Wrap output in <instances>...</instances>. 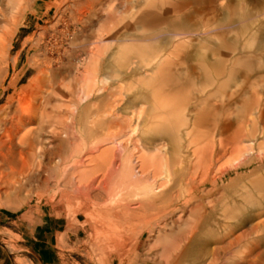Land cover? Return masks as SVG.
<instances>
[{"label": "rangeland", "instance_id": "374dc122", "mask_svg": "<svg viewBox=\"0 0 264 264\" xmlns=\"http://www.w3.org/2000/svg\"><path fill=\"white\" fill-rule=\"evenodd\" d=\"M99 1L37 0L35 1V4L30 6L31 9L29 8L26 10V14L23 18L24 25L19 28V33L13 38L14 46L9 54V69L3 84V89L8 86L12 78H15V76L25 70V68L30 67V64L33 63L32 61L34 60V57L35 59H41V56L44 55L49 62L51 61V67L55 72L59 73L58 80L60 82L55 84L50 97V105L47 107V112H49L50 115L48 117L47 133L45 135V146L52 148L53 145L56 146L57 144V146L74 145L76 146L74 151L76 156L74 161H70L68 160V151L65 152L63 158H66L68 163L65 161L60 166L61 169H56L55 162L52 160L50 164L53 167L51 165L48 166L52 173H45L42 176V179L45 180L44 183L39 185L32 184V186L21 196L15 198H13V196L7 198L0 197V257H6V262L10 264H33L30 254V237L32 228L40 223L41 219H49L58 223V229L63 231L59 236L58 245L55 249L56 256L54 264H194L193 259L191 258L192 256H189V254L192 253L189 250L194 248L193 242L196 243L205 239L212 241L216 239L217 235L222 233L221 227L224 224V221L222 218L223 209H221V207L224 206L226 210L230 208H243L242 210L249 211V206L242 203L243 200L239 197L242 190H238V187L228 189L229 192H227V189H221L224 186V183L216 184L214 188L207 183L200 188V192L193 193L188 198L187 203L182 204L184 200H182L183 197L180 198L177 203V209L172 208L166 219H161V222H159L160 220L155 222L153 219L155 214L150 215L146 219L142 216L141 211L127 210L124 207L127 204H130L129 206L132 208L133 203L137 200L140 201L143 199V194L149 190L146 188L149 187V184L152 181L151 179L146 181L143 178H137L134 183L128 184L120 174H118L119 176L115 175L118 176L119 179L115 176L108 177L105 171L108 170V164L113 159L110 155L105 156V159L101 160L104 163L103 165L105 168H103V170L105 171L100 172L96 169L99 164L98 161H96L99 152L107 149L115 154L114 157L117 165L129 155L131 160L130 164L132 165L131 172L134 173V170L139 166L138 164H140L139 158L142 155L140 146H145L138 142L141 135L139 129H152V123L155 121L154 114H152V116H150V114L147 118L141 115L139 119L142 118L144 123L142 124V128H140L137 124L135 125L134 121L136 119L134 116L135 113H133L134 111L131 112L132 110H130L125 114L121 111L128 101L143 95L142 93H139L136 85L133 84V82H138V77L134 75L141 72L135 71V68L140 65V59H137L138 57L135 59L133 58L131 63L123 69V72H125L126 75L121 76L119 80H109L102 84L101 82H103V78L101 79V77L105 75L107 72L106 69L108 68L106 61H108L109 58H112V53L117 47L121 46L125 47V49L128 48L129 45L133 47L132 45H138V43H140L139 41L147 39L149 32L158 30L157 28L165 29L167 26L164 21L173 16L169 10L161 12L159 9H154L152 12L146 11L144 17L142 16L141 13L144 11L142 3H148L149 5L160 7L164 0ZM136 3H138V5ZM177 3L181 6L179 14L189 20L188 24L190 25L188 26L190 27L189 31H191V33H197L200 31L205 32L217 28L216 22H220L223 19L222 12H219L220 9L223 10L224 8H227L228 10H233L234 8L244 6L249 15L256 17L253 21L254 24L252 27L255 29L257 27L261 28L260 30L258 29V31H262L264 34V0H191L188 2H181V0H178ZM250 4L251 6H249ZM138 7L141 8L140 13ZM86 9L87 11H85ZM208 12L210 13L208 14ZM251 12H253V14ZM91 14L95 15L92 16ZM141 16L142 18H140ZM156 19H161L163 22L158 23L155 21ZM140 36H142V38ZM125 37L128 38L127 42L112 44V38L118 40ZM186 37L188 40L190 39L191 42L187 43L188 47H185V49H188L189 52H194V50L197 49V47H195L196 38L189 35ZM176 42L175 45L178 44V42ZM242 42H244V40H242ZM91 43L93 44L90 45ZM89 48L94 52L95 57L93 60H90ZM246 53H252L250 58H259L264 53V43L262 47H259L258 51L253 48H248L246 49ZM18 54V66L14 69L10 61ZM57 58H60V63H57L59 61ZM79 59L81 61H79ZM75 61L80 64L79 66H76L79 70L77 73V79L73 82L70 79V75L75 68V65L73 64ZM171 61L173 63V67L171 68L175 70L179 76L171 78L172 82L170 81V87H167L166 89L163 88L162 98L164 97L163 99L171 100L175 103L173 112L176 110V113H179L178 115L183 119V122L186 125L181 127V131H184L182 133H190L189 137L183 138L182 146L184 149L183 156L181 155L183 158L182 161L186 166V174H188V178H190L192 177V170L195 168L194 165L197 163L196 153L199 152V154L205 156L211 146H213L216 151L219 140L223 138L231 139L234 134L239 132V130H241L242 133L244 132L243 134H247L251 131L252 118L251 123L247 122L242 128L234 127L228 134L222 138L219 137L213 124H216L218 118L221 117L220 115H223V109L219 102L220 100L210 97L208 98L209 93L207 90H204V93L200 91V86L204 84V80L202 79L196 63L192 62L189 66L196 69L197 75H195V79H197L189 82L187 79L180 76L182 68L179 67V58H173ZM5 70L6 67L3 66V72H5ZM98 73L101 77H96V83L93 86L94 92L92 90L88 98L85 100L86 93L88 92L86 91V89L88 90L86 86L87 84L85 83L87 79L86 76H95ZM130 75H133L135 78L128 81ZM28 78L29 75H26L19 85L24 84ZM190 83H192V85H190ZM249 83H252V81ZM256 84H258V82ZM110 85H112V87L116 86L114 89H111L112 87ZM258 85L260 86H250V89L248 87L246 90L247 95L245 97L239 96V98L236 99V106H240L244 101L250 100L260 102L264 109V81H259ZM100 86H102V89H100ZM262 87L263 93L260 91ZM27 89H29V87ZM4 95L5 96L2 98V95L0 94V112L5 105L4 103L7 93L5 92ZM129 97L132 98L130 99ZM100 99H105L109 102H112L114 99L115 102L118 101V104H116V108L113 107L111 109L112 111L108 110L107 114H104L102 111L99 112V107L101 106L98 101H100ZM71 103L78 105L79 111V117L77 120L78 124L76 125L74 132L76 141L74 142H70L69 135L67 134V127L70 125L68 117ZM145 107L146 106L141 104L140 100L136 102L135 109L142 111ZM52 109H55L54 113H52ZM180 109H182V111ZM232 110H234V108L230 109V111ZM54 116L56 117V120H54ZM138 116H136V118ZM162 116L164 117L163 113ZM106 119L107 122L109 121V124L105 129V125L100 128L102 133L97 137L95 134L97 131H100L99 128H97L99 127L98 124ZM60 130L63 131L61 132ZM123 134L124 136H122ZM193 137L195 138V145L187 146L188 141L193 139ZM117 138L120 139L118 140ZM117 141L118 143L121 142L119 143L121 146ZM101 143L104 144L101 145ZM109 143L113 144L111 145ZM115 143L116 146H119L118 149L116 148ZM231 145L232 144L228 145L229 149L227 157L220 161L218 164L219 166H225L227 164H229L228 166L234 165L235 155L233 151L236 149H241L240 151H242V149H244V146H239L237 148L234 147L235 145ZM161 146L167 145L163 143ZM98 148L100 151H98ZM119 148L122 149L120 150ZM160 149V155L163 159H158L159 161L156 160L153 162L157 163L158 166L156 167V171H154L156 172L154 180H159V183H165L170 180V173L165 170L164 161L169 162L173 156L170 155L166 148ZM118 150H120L121 154ZM157 156H159V154ZM151 160H155V158H151ZM94 162L95 165L93 164ZM147 162H150V158ZM71 166L74 167L73 173L70 169ZM176 169L174 168V170ZM77 171H79V173H77ZM103 173H105L106 176ZM197 173L199 174L196 175L197 179L192 177V180L195 182H198L201 170H197ZM71 177H74L73 180ZM99 178L103 182L100 181ZM188 178L187 180H189ZM77 179L78 181L80 180V183L77 181L75 182ZM72 181L74 182L71 183ZM186 182L187 181L185 180L182 185L179 183L181 185L179 191H181L180 194L182 196H186ZM88 183L90 184L89 187L92 191L90 189L88 190ZM76 185H78L79 188ZM97 185H99V187ZM93 186L95 187L93 188ZM49 189L50 191H48ZM84 189H87V191ZM204 190H206V192H212L209 195H205L206 192ZM93 191H97V195ZM232 191L234 193H232ZM86 192L87 195H85ZM105 198H107L106 201H104ZM214 217L216 219H214ZM156 223L158 224L156 225ZM240 233L241 232L238 234ZM213 236L214 238L211 239L210 237ZM247 241L249 242L250 240ZM113 258L118 260V262H114ZM198 264H205V260L199 261Z\"/></svg>", "mask_w": 264, "mask_h": 264}, {"label": "bare ground", "instance_id": "6f19581e", "mask_svg": "<svg viewBox=\"0 0 264 264\" xmlns=\"http://www.w3.org/2000/svg\"><path fill=\"white\" fill-rule=\"evenodd\" d=\"M35 1L37 0H0V94L3 98L5 96V92L7 93L4 103L5 105L0 112V197L6 198L12 196L13 198L19 197L27 189H29L32 184L39 185L41 183H44L45 180L42 179V176L45 173H52V171L48 167L49 165H51L50 162L54 160L53 162H55L56 169L60 168V166L66 161V158H63L65 152L68 151V160L70 161H74L76 156L74 153L76 146L74 145L57 146V144L56 146L53 145L52 148L49 146H45V135L47 133L46 130L48 117L50 115V113L47 112V107L50 105V97L52 95L55 84L57 82H60L58 80L59 73L55 72V70L51 67V61L49 62L48 59L44 57V55L41 56V59H35L34 57V60L32 61L33 63L30 64V67L25 68V70L17 74L15 78H12L8 86L3 89V84L9 69V54L14 46L13 38H15L19 33V28L24 25L23 18L26 14V10H28L30 6L35 4ZM88 1L89 0H87V2ZM90 1L96 2L99 0ZM177 1L178 0H164L161 3L160 7L149 5L148 3H142L144 11L141 14L143 17L144 14H146V11L152 12L154 9H159V11L165 12L169 10V12L173 14V16L164 21L167 27L165 29L157 28L158 30L149 32L148 38L139 41L140 43H138V45H132L133 47L129 45L126 49L125 47L121 46L117 47L112 53V58H109L108 61H106L108 68L106 69L107 72L104 76L101 77L99 73L95 76H86L87 79L85 83L87 85H85L88 88V90L86 89V91L88 92L86 93L85 100L93 90V86L96 83V77H101V79L103 78V82H101L102 84L108 82L109 80H119L121 76L126 75L125 72H123V69L131 63L133 58L135 59L138 57L137 59H140V65L137 64L138 66L137 68H135V71L141 72L137 75H134L138 77V82H133V84L136 85L139 93H142L143 95L137 97L136 99L133 98V100L128 101L125 104L126 106L121 111H123L124 114L129 112L130 110H132L131 112L134 111L133 113H135L134 116L136 119L134 121L135 125L137 124L140 128H142V124L144 123V121H142V118L139 119L141 115L145 118H147L150 114V116H152V114L155 115V121L152 123L153 126L151 127L152 129H139L141 135L138 142L145 146H140L142 155L139 158L140 164H138L139 166L134 170V173L131 172L132 165L130 164L131 160L129 158V155L126 156L122 161H120L121 163L117 165L114 157L115 154L107 149L100 151L99 146L98 151L100 152L96 158V161H98L99 164L96 169H98L100 172L105 171L103 170V168H105L103 165L104 163L101 160H104L105 156L110 155L111 157H113V159L108 164V170L105 171L108 177L120 174L123 176L125 181L128 182V184L134 183L137 178H143L146 181L148 179H151V185L149 184V187L146 188L147 190H149L143 194V199L140 201L137 200L135 203H133L132 208L129 206L130 204H127L124 207L127 210H134L138 212L141 211L142 216L146 219L150 215L155 214L153 216L155 222L158 220H160L159 222H161V219H166L172 208L177 209V203L179 202L180 198L183 197L182 200L184 201L182 202V204L187 203L188 198L193 193L200 192V188L207 183H209L212 188H214L216 184L224 183V186L221 189H227V192H229L228 189L238 187V190H242L239 197L242 198V203H245V205L249 206V211L242 210L243 208H230L226 210L224 206L221 207V209H223L222 218L224 221V224L221 227L222 233L220 232L221 234L217 235L216 239L212 241L205 239L196 243L193 242L194 248L191 247L192 249L189 250L192 252H190L191 254H189V256H192L191 258L193 259L194 264H198L199 261L202 260H205V264H264V109L262 104L258 101L246 100L240 106H236L235 104L236 99L239 98V96L245 97L247 95L246 90L248 87L250 89L255 85L260 86L258 85L259 81H264V53L259 58H250V56H252V53H246V49L248 48H253L254 50L258 51L259 47L263 46L264 34L262 33V31H258V29L260 30L261 28L257 27L255 29L252 27V25L254 24L253 21L256 19V17L249 15L246 7L244 6L234 8L233 10H228L227 8H224L222 10L219 8V12H222L223 14V19H220V22H216L217 28L210 29L205 32L200 31L197 33H191V31H189L190 27L188 26L190 25L188 24L189 20L188 18L179 14V9L181 8V6L177 3ZM182 1L188 2L191 0H181V2ZM136 4L138 5V3ZM249 6H251V4ZM85 11H87V9ZM138 11L140 13L141 8L138 7ZM209 13L210 12H208V14ZM251 13L253 14V12ZM142 16L140 18H142ZM155 21L158 23L163 22L161 21V19H156ZM188 35L194 36L196 38L195 47H197V49H195L194 52H189L188 49H185V47H188L187 43L191 42L190 39L188 40V38L186 37ZM140 37L142 38V36ZM127 39V37L118 40L112 38V44H119L125 41L127 42ZM242 40H244V42H242ZM176 41L178 42V44L175 45ZM92 44L93 43H91L90 45ZM89 49L90 60H93L95 57L94 52L91 51V48ZM173 58H179V67L182 68V73H180V76L184 77L189 82L197 79H195V75H197L196 69L189 66V64L192 62L196 63L197 68L201 73L202 79L204 80V84L200 86V91L204 93V90H207L209 93L208 98L210 97L220 100L219 102L223 109V115H220L221 117L218 118L216 124H213L214 129L217 130V135H219V137L222 138L223 136L228 134L234 127L242 128L247 124V122L251 123L252 118L251 131L247 134H243L244 132L242 133L241 130H239V132L234 134L231 139L223 138L219 140L217 150L215 151L213 146H211L205 156L199 154V152L197 151V163L194 165V170H192V177L197 179V170L200 169L201 175L198 182L193 181L192 177L188 178L189 175L186 174V166L184 165L182 161L183 158L181 157L184 149L182 146L183 138L189 137L190 133H182L184 131H181V127L184 126L185 123L183 122V119L178 115L179 113H176V110L173 112L175 103H173V101L171 100L163 99L164 97L162 98L163 88L166 89L167 87H170V81L172 82L171 78H176L177 76H179V74H177V72L171 68L173 67L171 59ZM57 59L59 60L57 63H60V58ZM18 60L19 54L14 59L12 58L10 61L14 69H16L18 66ZM79 61L81 60L79 59ZM73 64L75 65V68L73 69V72L70 71L72 72V74L70 75V79L74 82L77 79V73L79 70L76 66H79L80 63L75 61ZM3 66L6 67L5 72H3ZM26 75H29L28 80L24 84L19 85L21 80L24 79ZM134 76L130 75L128 81H131L133 78H135ZM250 81H252V83H249ZM257 82L258 84H256ZM190 85H192V83H190ZM102 86H100L101 88H99L102 89ZM110 86L112 87V85ZM115 86H113L111 89H114ZM28 87L29 89H27ZM260 91L263 93V87ZM129 98L131 99L132 97ZM138 100H140L141 104L146 106L142 111L135 109L136 102ZM98 102L101 106L99 107V112L102 111L104 112V114H107L108 110H111L113 107L116 108V104H118V101L115 102L114 99L112 102H109L105 99H100V101ZM73 103H71L69 107L70 113L68 118L70 120V125H68L67 127V134L69 135L70 142L76 141L74 132L76 125L78 124L77 120L79 117L78 105H75ZM232 108H234V110L230 111V109ZM180 110L182 111V109ZM54 112L55 109H52V113ZM162 113L164 117L162 116ZM136 116L138 117L136 118ZM53 118L54 120H56L55 116ZM108 122L106 119L105 121H101L98 124L99 127L97 128H99L100 131L96 132L97 137L100 132H102L100 128H102L103 125H106V123ZM122 136H124V134ZM163 143H165L167 146H161V144ZM103 144L101 143V145ZM229 144L235 145L234 147L237 148L239 146H244V149H242V151H240L241 149H236L233 151L235 155L234 165L228 166L229 164H227L225 166H219L218 164L220 163V161L227 157ZM119 145L121 146V144ZM192 145H195L194 137L193 139L188 141L187 144V146ZM118 147L119 146L117 145L116 148L118 149ZM122 148L119 149L121 150ZM160 148H166L167 151H169L170 155L173 156L172 159L169 160V162L164 161V168L167 172L170 173V180L165 183H159V180H154V177L156 175V172L154 171H156V167L158 166L157 163L153 162L156 160L159 161L158 159H163L160 155ZM120 150L118 151L121 154ZM157 153L159 154V156H157ZM149 158L150 162H147ZM151 158H155V160H151ZM93 164L95 165V162ZM174 168H177L178 170L176 169V171L174 170ZM70 169L73 173L74 167L71 166ZM79 171H77V173H79ZM105 173L103 174L105 175ZM187 178L189 180H187ZM185 180L187 181L185 184L186 196H182L179 189L181 188L180 186ZM76 181L79 182L80 180L78 181L77 179L75 180V182ZM73 182L74 181H72L71 183ZM179 183H181V185ZM89 185L90 184L88 183L87 186L89 187ZM97 186L99 187V185ZM94 187L95 186H93V188ZM89 189L90 187L88 188V190ZM48 191H50V189ZM85 191H87V189ZM204 191L206 192V190ZM233 191L232 193H234ZM211 192L212 191H207L205 195H209ZM85 195H87V192ZM107 198H105L104 201H106ZM214 219L216 218L214 217ZM158 223H156V225ZM239 232L241 233L238 234ZM210 238L213 239L214 236ZM247 240L250 241L248 242Z\"/></svg>", "mask_w": 264, "mask_h": 264}, {"label": "crops", "instance_id": "0c3cea01", "mask_svg": "<svg viewBox=\"0 0 264 264\" xmlns=\"http://www.w3.org/2000/svg\"><path fill=\"white\" fill-rule=\"evenodd\" d=\"M107 126L108 123H106L104 129ZM58 226L59 224L53 220L41 219L40 223L32 228L30 254L33 264H54L56 256L55 249L58 245L59 236L63 232L58 229ZM113 260L116 263L118 262L114 258ZM0 264L10 263L6 262V257H0Z\"/></svg>", "mask_w": 264, "mask_h": 264}]
</instances>
